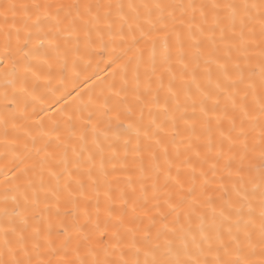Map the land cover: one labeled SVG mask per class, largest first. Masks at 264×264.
I'll list each match as a JSON object with an SVG mask.
<instances>
[{"label":"snow or ice","instance_id":"obj_1","mask_svg":"<svg viewBox=\"0 0 264 264\" xmlns=\"http://www.w3.org/2000/svg\"><path fill=\"white\" fill-rule=\"evenodd\" d=\"M0 264H264V0H0Z\"/></svg>","mask_w":264,"mask_h":264}]
</instances>
